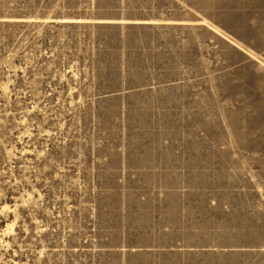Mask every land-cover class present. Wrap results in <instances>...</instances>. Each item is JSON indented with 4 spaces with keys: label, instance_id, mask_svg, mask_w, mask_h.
Segmentation results:
<instances>
[{
    "label": "rangeland",
    "instance_id": "obj_1",
    "mask_svg": "<svg viewBox=\"0 0 264 264\" xmlns=\"http://www.w3.org/2000/svg\"><path fill=\"white\" fill-rule=\"evenodd\" d=\"M0 264H264V0H0Z\"/></svg>",
    "mask_w": 264,
    "mask_h": 264
},
{
    "label": "trees",
    "instance_id": "obj_2",
    "mask_svg": "<svg viewBox=\"0 0 264 264\" xmlns=\"http://www.w3.org/2000/svg\"><path fill=\"white\" fill-rule=\"evenodd\" d=\"M6 25H14L15 23H5Z\"/></svg>",
    "mask_w": 264,
    "mask_h": 264
}]
</instances>
